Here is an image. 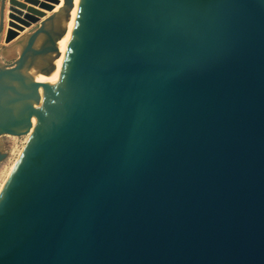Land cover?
<instances>
[{"label":"water","instance_id":"water-1","mask_svg":"<svg viewBox=\"0 0 264 264\" xmlns=\"http://www.w3.org/2000/svg\"><path fill=\"white\" fill-rule=\"evenodd\" d=\"M37 4L0 0V138L40 120L0 264H264V0H80L51 93L75 0Z\"/></svg>","mask_w":264,"mask_h":264},{"label":"rangeland","instance_id":"rangeland-1","mask_svg":"<svg viewBox=\"0 0 264 264\" xmlns=\"http://www.w3.org/2000/svg\"><path fill=\"white\" fill-rule=\"evenodd\" d=\"M37 1L38 4L35 7L39 10L41 9V5L43 4L53 6L54 9L52 11H46L44 9H41L48 15H51L53 11L59 6L62 0H37ZM6 19L8 20V16L6 17ZM2 36H0V57L2 58L3 63L11 64L18 57L19 53L17 50H14L13 47L11 46L13 44H6L5 37L3 39ZM33 74L37 75V72L34 71ZM30 143H31V137L29 135H25L21 137L3 136L0 138V150L7 153V158L2 163H0V190L3 187V185L6 183V181L9 179L11 172L13 171L16 164L19 162L22 154L28 148Z\"/></svg>","mask_w":264,"mask_h":264},{"label":"bare ground","instance_id":"bare-ground-1","mask_svg":"<svg viewBox=\"0 0 264 264\" xmlns=\"http://www.w3.org/2000/svg\"><path fill=\"white\" fill-rule=\"evenodd\" d=\"M79 3H80V0H75V7H74V9L72 11L71 19H70L69 22L66 23V26H65L66 29H67V32L63 36V38L61 40H59V42H58V47H59V51H60V57L55 62V65H56L55 72L51 76H46V75L42 76L43 74H39V73H37V75H34L33 74L34 70L31 72L33 77H35L39 81L45 82V83H49L51 85V87L49 89H47V93H51V91L54 89L55 85H57V83H58V80H59V77H60V73H61L64 61H65V58H66V55H67V52H68V48H69V45H70V41L72 39V35H73V32H74V26H75L77 13H78ZM63 5H64V0L61 1L59 6L53 11V13L57 12L59 9H61L63 7ZM31 125H32L31 130H30V132L27 135H29L31 137V143H32V141L35 139V137H36V135H37V133L39 131V128H40V120L38 119V117H34L32 119V124ZM30 144H29V146H30ZM26 150L24 151V153L26 152ZM24 153L22 154V156L24 155ZM22 156H21V158H22ZM18 163L16 164V166L18 165ZM16 166L14 167L13 171L15 170ZM13 171L11 172V174L13 173ZM7 181H6V183H7ZM5 184L1 188L0 194H1Z\"/></svg>","mask_w":264,"mask_h":264},{"label":"crops","instance_id":"crops-1","mask_svg":"<svg viewBox=\"0 0 264 264\" xmlns=\"http://www.w3.org/2000/svg\"><path fill=\"white\" fill-rule=\"evenodd\" d=\"M6 13H7V15H8V9H7V12H6ZM7 21H8V20L6 19V22H7ZM2 37H3V39H4L5 35L3 34Z\"/></svg>","mask_w":264,"mask_h":264}]
</instances>
